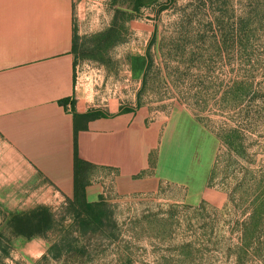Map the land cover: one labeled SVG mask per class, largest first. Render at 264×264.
I'll return each mask as SVG.
<instances>
[{
  "label": "rangeland",
  "instance_id": "1",
  "mask_svg": "<svg viewBox=\"0 0 264 264\" xmlns=\"http://www.w3.org/2000/svg\"><path fill=\"white\" fill-rule=\"evenodd\" d=\"M73 55L94 116L179 105L212 132L217 197L190 207L165 188L90 218L0 160V264H264V0H85ZM39 206L47 232L12 236L11 216Z\"/></svg>",
  "mask_w": 264,
  "mask_h": 264
},
{
  "label": "crops",
  "instance_id": "2",
  "mask_svg": "<svg viewBox=\"0 0 264 264\" xmlns=\"http://www.w3.org/2000/svg\"><path fill=\"white\" fill-rule=\"evenodd\" d=\"M84 1L0 0V160L23 183L73 201L77 145L88 203L165 188L190 207L214 202L218 141L187 109L91 117L75 100V16Z\"/></svg>",
  "mask_w": 264,
  "mask_h": 264
},
{
  "label": "trees",
  "instance_id": "3",
  "mask_svg": "<svg viewBox=\"0 0 264 264\" xmlns=\"http://www.w3.org/2000/svg\"><path fill=\"white\" fill-rule=\"evenodd\" d=\"M137 3L141 0H135ZM67 104L66 101L61 102ZM91 117H95L91 115ZM87 163L79 157L78 147L76 145L75 152V197L74 202L79 206L82 213L90 218H96L101 212L102 207L106 205L104 201L98 203H88L85 198V173L87 171ZM53 222L51 210L45 206H39L33 210L14 214L8 222V229L14 237L23 236L32 238L34 236H42L51 227Z\"/></svg>",
  "mask_w": 264,
  "mask_h": 264
}]
</instances>
